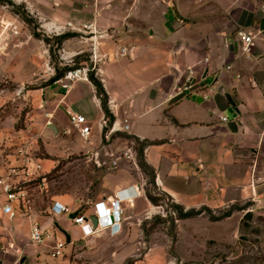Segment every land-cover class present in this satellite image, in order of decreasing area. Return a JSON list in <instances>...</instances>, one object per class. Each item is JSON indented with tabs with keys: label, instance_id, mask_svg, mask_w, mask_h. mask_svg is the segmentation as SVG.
<instances>
[{
	"label": "crops",
	"instance_id": "obj_1",
	"mask_svg": "<svg viewBox=\"0 0 264 264\" xmlns=\"http://www.w3.org/2000/svg\"><path fill=\"white\" fill-rule=\"evenodd\" d=\"M14 1L32 6L34 15L46 20L44 26L70 19L95 20L101 29L114 32V37L105 38L102 44L110 58L97 70L108 94L113 124L117 121L110 136L122 130L140 141L148 140L145 157L160 179L224 177L234 181L250 180L252 175L257 179L264 173L258 166L264 155L261 0ZM6 16L2 14L1 19L6 20ZM240 25L259 31L250 56L239 46ZM123 45L129 49L127 54L120 53ZM227 64L233 67L228 69ZM189 66L195 69V88L170 99V92ZM209 85L213 90L205 98L203 93ZM55 88V96L50 99L55 106L49 111L52 118L47 123L52 130L43 132L45 143L53 137L56 145L52 149L58 154L94 150L102 140L100 120L104 115L109 118L95 83L79 80L67 91L59 84ZM68 108L87 116L92 126L88 139L79 131L78 136L72 134ZM220 114L229 116V120L222 121ZM125 122L128 129L118 128ZM29 128L27 124L7 132L0 129V139L19 142L31 132ZM236 170L244 174L233 173ZM48 209L35 216L51 234L44 243L34 244L30 219L23 215L10 218L0 206V264L67 261L62 255L51 254L55 241L86 237L71 214Z\"/></svg>",
	"mask_w": 264,
	"mask_h": 264
},
{
	"label": "rangeland",
	"instance_id": "obj_2",
	"mask_svg": "<svg viewBox=\"0 0 264 264\" xmlns=\"http://www.w3.org/2000/svg\"><path fill=\"white\" fill-rule=\"evenodd\" d=\"M32 10L25 1L0 0L1 33L6 29L0 35V129L35 128L22 139L47 158L43 162L50 170L45 189L36 196V212H47L61 199L76 213H93L98 200L118 192L124 196V188L131 197L123 203L121 231L71 236L63 264H264V173L250 180H163L147 162L145 147L122 130L106 136L109 126L92 151L58 154L53 137L45 143L43 132L52 130L47 123L55 106L50 99L59 84L54 76L90 62L92 51L82 33L44 26L46 20ZM4 13L6 20L1 19ZM91 72L98 79L96 69ZM258 166L264 170V155ZM135 187L133 199L130 188ZM191 210L199 212L182 216Z\"/></svg>",
	"mask_w": 264,
	"mask_h": 264
},
{
	"label": "built area",
	"instance_id": "obj_3",
	"mask_svg": "<svg viewBox=\"0 0 264 264\" xmlns=\"http://www.w3.org/2000/svg\"><path fill=\"white\" fill-rule=\"evenodd\" d=\"M203 1V0H199ZM261 8L264 10V0H261ZM52 29L63 27L68 30L82 33V38L91 43L90 62H81L78 65L68 68L55 82L65 91L79 80H90V74L93 69H101L100 64L109 60V53L103 51L102 44L105 38L114 37V32L108 28L101 29L95 20L86 21L80 19H70L65 24H52ZM264 29H261L262 31ZM18 31V30H17ZM259 31L254 27L238 26L237 36L241 52L247 56L252 55V49L256 44V38ZM129 49L127 46H121L120 53L127 54ZM228 69L232 68V64H227ZM196 86L195 69L189 66L187 71L180 76L178 82L170 92V99L185 95L189 90H193ZM213 86H207V92L203 93V97L210 96ZM68 113L73 126L80 134L88 138L92 132V126L88 122L87 116L74 109L68 108ZM222 121L229 120V116L220 114ZM109 118L104 115L100 120V126L104 129L109 126ZM127 120V119H126ZM51 120H48L50 123ZM117 125V121L106 130V136H110ZM128 129L129 123L125 122L118 128ZM42 157L33 148L29 140L21 139L19 142L8 143L0 139V206L4 213L10 218L17 215L26 216L31 221V241L34 244H42L51 234L48 227L35 216L36 199L38 191L45 189L47 185V174ZM124 188L122 196L119 192L108 200H98L95 203L94 212L97 215V224L95 225L90 218L93 213H76L69 205L55 199L51 208L56 213L73 214L71 219L80 225L83 236H88L98 230L106 229L110 233L115 234L122 230L124 220V202L130 201V196ZM132 198L139 188H130ZM67 239H57L52 247L51 254L60 256L64 253Z\"/></svg>",
	"mask_w": 264,
	"mask_h": 264
},
{
	"label": "trees",
	"instance_id": "obj_4",
	"mask_svg": "<svg viewBox=\"0 0 264 264\" xmlns=\"http://www.w3.org/2000/svg\"><path fill=\"white\" fill-rule=\"evenodd\" d=\"M66 70H64L63 72L57 73L53 79L56 80L57 78H59ZM91 79H93V82L95 83L97 87L98 93L101 95L102 105H103V108L106 114L109 116V125H111L114 120V115L111 113L110 108L108 106V94L103 86V83L94 76V72H91ZM137 140L142 144L143 147H145V145L148 143V140L140 141L138 138ZM197 212H199V210L186 211L185 213L182 214V216H189Z\"/></svg>",
	"mask_w": 264,
	"mask_h": 264
},
{
	"label": "water",
	"instance_id": "obj_5",
	"mask_svg": "<svg viewBox=\"0 0 264 264\" xmlns=\"http://www.w3.org/2000/svg\"><path fill=\"white\" fill-rule=\"evenodd\" d=\"M52 127L54 128V130L57 131V128H56V126L54 124H52ZM72 215L73 214H71V216ZM90 218L92 219L93 223L96 225L97 224V219H98L97 215L95 213H93V214L90 215Z\"/></svg>",
	"mask_w": 264,
	"mask_h": 264
},
{
	"label": "bare ground",
	"instance_id": "obj_6",
	"mask_svg": "<svg viewBox=\"0 0 264 264\" xmlns=\"http://www.w3.org/2000/svg\"><path fill=\"white\" fill-rule=\"evenodd\" d=\"M112 198V197H111Z\"/></svg>",
	"mask_w": 264,
	"mask_h": 264
}]
</instances>
